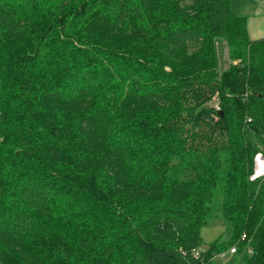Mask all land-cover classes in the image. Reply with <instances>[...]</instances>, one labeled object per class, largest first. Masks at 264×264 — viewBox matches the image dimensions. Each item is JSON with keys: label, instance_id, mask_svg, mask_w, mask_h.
I'll return each mask as SVG.
<instances>
[{"label": "trees", "instance_id": "1", "mask_svg": "<svg viewBox=\"0 0 264 264\" xmlns=\"http://www.w3.org/2000/svg\"><path fill=\"white\" fill-rule=\"evenodd\" d=\"M183 1L0 0V264H264V38Z\"/></svg>", "mask_w": 264, "mask_h": 264}, {"label": "rangeland", "instance_id": "2", "mask_svg": "<svg viewBox=\"0 0 264 264\" xmlns=\"http://www.w3.org/2000/svg\"><path fill=\"white\" fill-rule=\"evenodd\" d=\"M184 3H189V0H184ZM231 11L245 18L246 30L249 38L264 37V6L261 0H229ZM215 51L217 57V70L219 73L227 71L231 65L238 62L237 59L229 55V47L225 39H219L215 42ZM168 69V68H166ZM207 105L219 108V103L216 98H212ZM201 237L203 244L207 245L217 238L220 241H226L229 238V229L225 222L221 219L212 221L211 224L202 228ZM212 264H243L239 256L225 254L224 256L216 257Z\"/></svg>", "mask_w": 264, "mask_h": 264}, {"label": "built area", "instance_id": "3", "mask_svg": "<svg viewBox=\"0 0 264 264\" xmlns=\"http://www.w3.org/2000/svg\"><path fill=\"white\" fill-rule=\"evenodd\" d=\"M261 2L264 6V0H261ZM263 177H264V153L262 151H257L252 159V169L248 176V179L249 181H259ZM240 242H247V237L244 233L238 238L236 243L231 245L227 250L217 253L216 255H214L213 258L215 259L216 257L224 256L225 254H231V255L236 254L238 252V244ZM194 252L195 254L197 253V251ZM246 252L248 255H251L253 253L252 249L250 248H246Z\"/></svg>", "mask_w": 264, "mask_h": 264}, {"label": "crops", "instance_id": "4", "mask_svg": "<svg viewBox=\"0 0 264 264\" xmlns=\"http://www.w3.org/2000/svg\"><path fill=\"white\" fill-rule=\"evenodd\" d=\"M261 38H264V37H260V38H250L252 40H256V39H261Z\"/></svg>", "mask_w": 264, "mask_h": 264}]
</instances>
